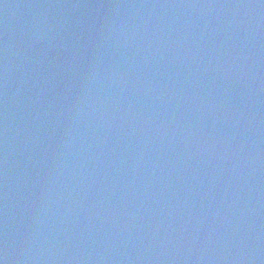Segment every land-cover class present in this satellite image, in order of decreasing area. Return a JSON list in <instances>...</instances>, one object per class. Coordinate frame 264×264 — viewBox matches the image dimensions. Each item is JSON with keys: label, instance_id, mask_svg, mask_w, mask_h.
<instances>
[{"label": "water", "instance_id": "water-1", "mask_svg": "<svg viewBox=\"0 0 264 264\" xmlns=\"http://www.w3.org/2000/svg\"><path fill=\"white\" fill-rule=\"evenodd\" d=\"M0 264H264V0H0Z\"/></svg>", "mask_w": 264, "mask_h": 264}]
</instances>
